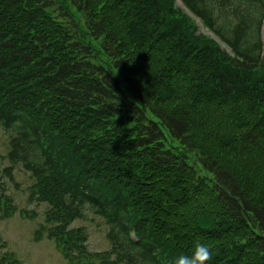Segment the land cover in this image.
<instances>
[{"label": "trees", "instance_id": "trees-1", "mask_svg": "<svg viewBox=\"0 0 264 264\" xmlns=\"http://www.w3.org/2000/svg\"><path fill=\"white\" fill-rule=\"evenodd\" d=\"M180 1L0 0L4 171L30 172L36 239L71 264H175L196 242L264 264V0ZM87 209L109 250L71 226Z\"/></svg>", "mask_w": 264, "mask_h": 264}, {"label": "rangeland", "instance_id": "rangeland-1", "mask_svg": "<svg viewBox=\"0 0 264 264\" xmlns=\"http://www.w3.org/2000/svg\"><path fill=\"white\" fill-rule=\"evenodd\" d=\"M76 15L79 19L78 12ZM80 23L82 25L81 21ZM92 43L95 48L101 45L100 39L96 38ZM10 137V132L0 125V179L4 185V190L0 187V237L7 242L6 249L13 251L22 264H71L58 248L57 243L48 236L47 230L43 237H40L41 239H36V232L41 225L48 226L44 217L47 203L29 199V188L34 180L21 163L13 166L12 178L5 174L4 168L11 165L7 157ZM8 203L16 205L18 210L10 217L3 218L1 216L3 205ZM21 208L28 209L33 217L22 216L19 212ZM71 225L86 229L87 246L90 251L103 252L110 249L111 243L107 237L108 225L92 211L87 209L85 216L74 220ZM94 264H99L98 259Z\"/></svg>", "mask_w": 264, "mask_h": 264}, {"label": "clouds", "instance_id": "clouds-1", "mask_svg": "<svg viewBox=\"0 0 264 264\" xmlns=\"http://www.w3.org/2000/svg\"><path fill=\"white\" fill-rule=\"evenodd\" d=\"M213 258L211 246L196 242L191 255H180L176 258L175 264H209Z\"/></svg>", "mask_w": 264, "mask_h": 264}]
</instances>
